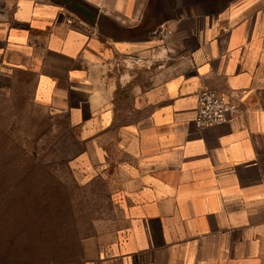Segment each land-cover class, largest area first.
I'll return each instance as SVG.
<instances>
[{
  "label": "crops",
  "instance_id": "crops-1",
  "mask_svg": "<svg viewBox=\"0 0 264 264\" xmlns=\"http://www.w3.org/2000/svg\"><path fill=\"white\" fill-rule=\"evenodd\" d=\"M0 77L111 177L91 264H264V0H0ZM203 88L227 123L196 129Z\"/></svg>",
  "mask_w": 264,
  "mask_h": 264
},
{
  "label": "rangeland",
  "instance_id": "rangeland-1",
  "mask_svg": "<svg viewBox=\"0 0 264 264\" xmlns=\"http://www.w3.org/2000/svg\"><path fill=\"white\" fill-rule=\"evenodd\" d=\"M0 77V264H91L124 227L110 176L73 163L64 118Z\"/></svg>",
  "mask_w": 264,
  "mask_h": 264
},
{
  "label": "built area",
  "instance_id": "built-area-1",
  "mask_svg": "<svg viewBox=\"0 0 264 264\" xmlns=\"http://www.w3.org/2000/svg\"><path fill=\"white\" fill-rule=\"evenodd\" d=\"M230 112L231 107L223 93L217 89L203 88L198 94L195 127L204 130L227 123Z\"/></svg>",
  "mask_w": 264,
  "mask_h": 264
}]
</instances>
